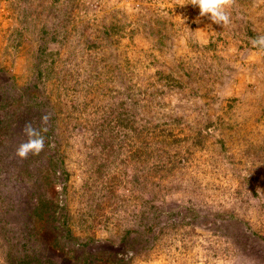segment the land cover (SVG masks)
<instances>
[{
	"label": "rangeland",
	"instance_id": "obj_1",
	"mask_svg": "<svg viewBox=\"0 0 264 264\" xmlns=\"http://www.w3.org/2000/svg\"><path fill=\"white\" fill-rule=\"evenodd\" d=\"M229 12L0 0V264H264V0Z\"/></svg>",
	"mask_w": 264,
	"mask_h": 264
},
{
	"label": "clouds",
	"instance_id": "obj_2",
	"mask_svg": "<svg viewBox=\"0 0 264 264\" xmlns=\"http://www.w3.org/2000/svg\"><path fill=\"white\" fill-rule=\"evenodd\" d=\"M193 7L199 8V16L208 18L217 25L227 27L231 23L229 9L234 6L235 0H190ZM254 48L264 51V35L258 36L251 41ZM51 114L41 116V127L35 128L31 122H26L22 132L27 136V140L20 143L15 150V156L21 160L27 159L28 156H38L45 147V136L42 132H47L46 125L50 120ZM259 191V188H257Z\"/></svg>",
	"mask_w": 264,
	"mask_h": 264
},
{
	"label": "trees",
	"instance_id": "obj_3",
	"mask_svg": "<svg viewBox=\"0 0 264 264\" xmlns=\"http://www.w3.org/2000/svg\"><path fill=\"white\" fill-rule=\"evenodd\" d=\"M42 101V100H40ZM119 122H123V121H126L125 118L122 117V115L119 116L118 118ZM48 171H52V173H54L55 175L57 174H62V175H67L68 176V172L67 170L65 169V166H64V160L61 159V158H57V157H54L51 159V161H49V166H48ZM45 178H48V175L45 176ZM53 202H49L48 201H44V199L40 198L39 199V203H38V207L36 208L37 210H40L42 209L44 206H47L48 204L50 206H53L52 204ZM155 227H157V223L155 222L154 220V223L153 224H150L149 227L147 228L148 231L154 229ZM138 233H144L143 231H136ZM128 234L129 233H133L132 230H129L127 232ZM236 238V237H235Z\"/></svg>",
	"mask_w": 264,
	"mask_h": 264
}]
</instances>
